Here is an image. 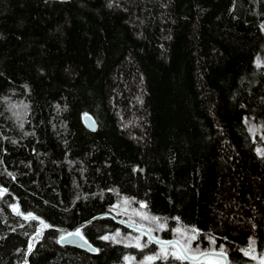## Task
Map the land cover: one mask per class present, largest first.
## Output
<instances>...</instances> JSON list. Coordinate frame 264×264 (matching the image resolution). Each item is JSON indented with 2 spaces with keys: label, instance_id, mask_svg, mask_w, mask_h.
I'll return each mask as SVG.
<instances>
[{
  "label": "trees",
  "instance_id": "1",
  "mask_svg": "<svg viewBox=\"0 0 264 264\" xmlns=\"http://www.w3.org/2000/svg\"><path fill=\"white\" fill-rule=\"evenodd\" d=\"M248 123L264 136V0H0V264L154 253L121 201L165 241L195 228L203 253L258 264L243 250L264 253V138ZM77 230L96 251L60 243ZM118 230L141 247L103 239Z\"/></svg>",
  "mask_w": 264,
  "mask_h": 264
},
{
  "label": "rangeland",
  "instance_id": "2",
  "mask_svg": "<svg viewBox=\"0 0 264 264\" xmlns=\"http://www.w3.org/2000/svg\"><path fill=\"white\" fill-rule=\"evenodd\" d=\"M260 62V60L258 61ZM251 122V121H248ZM248 126L250 128V131L252 133L253 137H263V125L257 123L255 124H251L248 123ZM259 152L263 153L264 149L262 147L258 148ZM110 209L112 210V212H114L115 214H119L123 219H125L126 221L133 223L135 225H139V226H143L145 228H147L148 230L151 231V233L153 234V236L156 239L159 240H164L163 236H162V231L166 228L165 224L159 220V218L148 212L145 208L143 207H139L136 205H132L131 203L127 202V201H121L118 202L112 206H110ZM147 216L148 219H144V216ZM156 217L158 218V220H153L152 218ZM160 225H164L163 228L160 227ZM176 228H181L180 226H177ZM175 228V229H176ZM174 229V230H175ZM182 229V228H181ZM191 235V234H189ZM107 237H109V240L111 241H116V242H121V243H128V244H134L136 245L137 242H139V244L141 245V236L142 234H137V233H133V232H122V231H115L113 233H110L108 235H106ZM137 238H139V241L137 240ZM174 239H179L183 242L184 237L180 236L179 234H177L174 231ZM165 247H168L171 249V246L169 245H164ZM160 247L161 245L158 244L157 250L154 253H147L144 257L137 259L133 256H128L126 259V264H147V262L145 261V257L149 256V255H155V254H159L160 251ZM211 250L213 251V249H215L214 246L210 247ZM223 247L218 248V251H220V249ZM178 251V249H176ZM205 249H202L201 246L197 245L194 243V241H192L191 243V253H200L202 251H204ZM257 254V253H256ZM264 254V253H263ZM258 255V254H257ZM259 256V255H258ZM171 256L168 257L167 260H156L154 262H152V264H175L171 261ZM219 260L220 264H223V259L219 258V257H215V256H205L199 260H189V263L187 264H208L209 260Z\"/></svg>",
  "mask_w": 264,
  "mask_h": 264
},
{
  "label": "snow or ice",
  "instance_id": "3",
  "mask_svg": "<svg viewBox=\"0 0 264 264\" xmlns=\"http://www.w3.org/2000/svg\"><path fill=\"white\" fill-rule=\"evenodd\" d=\"M262 155H264V153H262ZM3 191L6 190H0V195L3 194ZM145 205H141V207H144ZM13 211H15L18 215L21 214L20 210L18 207L13 206ZM144 219H148V217L145 215L143 217ZM24 219H36L35 216H33L31 213H28V215L24 216ZM153 220H158V218L153 217ZM43 224V222H41ZM43 227H48V225L44 224ZM161 228L164 227V225H160ZM177 234H179L180 236L184 237L183 242L179 239H177L176 241H159L157 240L156 242L159 243L161 245L160 247V251L159 254H155V255H149L147 257H145V261L147 262V264H152V262L156 261V260H167L169 256H171L173 259L176 260H187V259H192V260H198L201 256H206L207 253H191V243L192 241H194L196 239V236L198 235V232L195 228H192L190 230H185V229H181V228H176L174 230ZM189 232H191V235H189ZM39 235V233H38ZM68 235L70 236H80L81 233L79 230H77L74 233H69ZM61 241L65 240L66 237L61 236L60 237ZM103 239L107 240L109 239V237L105 236L103 237ZM137 240L139 241V238H137ZM213 243L215 242L214 240L212 241ZM169 245L171 246V251L168 247H165L164 245ZM254 242H250L249 248L246 250H243V253L245 256L250 257L252 260H255L258 262V264H264V254L261 255H257L256 254V249L253 246ZM136 247H141V245L139 244V242H137V244L135 245ZM178 249V251L176 250ZM218 255L220 256H226V253L224 252L223 248L220 249ZM125 259H128L127 257ZM208 264H220L219 260H209Z\"/></svg>",
  "mask_w": 264,
  "mask_h": 264
},
{
  "label": "water",
  "instance_id": "4",
  "mask_svg": "<svg viewBox=\"0 0 264 264\" xmlns=\"http://www.w3.org/2000/svg\"><path fill=\"white\" fill-rule=\"evenodd\" d=\"M83 120H84L85 125L87 126L88 129H90L92 131H95L97 129V123L95 122L94 118L91 115L86 114L83 117ZM121 221L125 225H128L131 228H135L137 230L143 231L144 233H146L150 237V239L152 241L156 242L157 240H159V239H156L153 236V234L151 233V231L148 230L147 228H145L143 226L135 225V224L130 223V222L125 221V220H121ZM71 233H74V232H71ZM64 237H66L65 240L61 241V239H60V243H62V244H71V245H74V246L86 248V249H88L90 251H96V248L93 247V245L87 239H85L82 235H80V236H70V235L67 234V235H64ZM159 241H165V240H159ZM168 241H176V239H171V240H168ZM204 253H207L206 256L220 257V258H222L224 260V264H229V260H228L227 254H226V256H220V255H218L219 251H206ZM203 257H205V256H201L199 259H201ZM189 260H192V259H189Z\"/></svg>",
  "mask_w": 264,
  "mask_h": 264
}]
</instances>
